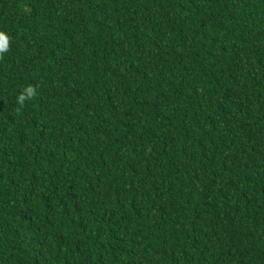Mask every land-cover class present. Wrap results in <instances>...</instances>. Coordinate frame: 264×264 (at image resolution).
Masks as SVG:
<instances>
[{
    "label": "trees",
    "instance_id": "1",
    "mask_svg": "<svg viewBox=\"0 0 264 264\" xmlns=\"http://www.w3.org/2000/svg\"><path fill=\"white\" fill-rule=\"evenodd\" d=\"M0 264H264V0H0Z\"/></svg>",
    "mask_w": 264,
    "mask_h": 264
}]
</instances>
